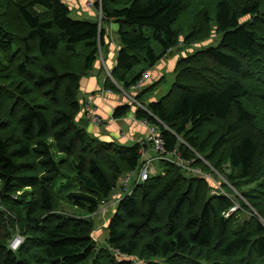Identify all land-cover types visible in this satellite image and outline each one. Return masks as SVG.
Instances as JSON below:
<instances>
[{
    "label": "trees",
    "instance_id": "1",
    "mask_svg": "<svg viewBox=\"0 0 264 264\" xmlns=\"http://www.w3.org/2000/svg\"><path fill=\"white\" fill-rule=\"evenodd\" d=\"M94 2L101 22L73 19L64 0H0V264H264V0ZM104 23L120 40L111 73ZM214 35L217 46L179 58L166 96L147 102L156 84L132 89L167 54ZM100 61L105 88L139 91L133 119L157 127L192 171L161 161L162 174L111 202L143 150L156 152L149 131L125 146L82 125H108L79 101ZM115 207L98 248L91 216Z\"/></svg>",
    "mask_w": 264,
    "mask_h": 264
},
{
    "label": "rangeland",
    "instance_id": "2",
    "mask_svg": "<svg viewBox=\"0 0 264 264\" xmlns=\"http://www.w3.org/2000/svg\"><path fill=\"white\" fill-rule=\"evenodd\" d=\"M89 1V2H87ZM85 5L84 4H80L79 6H77L80 2L78 0H72L71 3H68L71 7V9H73V12L71 14V17L75 20H92V21H99L101 22V14H99L98 12H95L94 15H91L90 17H88V11H84V8H88L89 3L90 2H94V0H87ZM84 3V2H82ZM104 27L108 30V32L110 33V35L112 36L109 40V44L104 47V54H106L105 56H112V51L113 54L116 55V52L118 50L119 47V35H118V26L115 23H111V24H106L104 23ZM149 30V29H148ZM221 40V35H214V38L211 39V41L206 42V43H202V44H198V45H194L191 47H182V48H178L176 49L174 52L167 54L166 57H164L161 61H159L156 66H154L153 68H151L148 72L144 73L141 77L140 80H142V87H141V91H143L144 89H148L150 86L156 84L157 89L149 95L150 98L147 99V102H150L152 100V98H154V100H159L161 97L166 96V94L172 89L173 87V83L175 82V76H176V72H175V65L176 62L179 60V58L181 57H186L188 55H191L193 53H195L196 51H199L201 49H206L210 46H217L219 44ZM153 47L156 50L157 53H161V47L158 45V43H156L155 41H153ZM116 48L115 52H114V48ZM107 52V53H106ZM101 62V61H100ZM108 65V70L110 71V73L113 71V68L111 67V65ZM94 70H100L98 72V76L103 75L104 78H111L112 79V75L109 73L107 74V71L105 69L102 68V62L101 65H99V67L97 66V64L94 66ZM106 78V80H107ZM139 80V81H140ZM138 81V82H139ZM109 83L107 82V85ZM115 84V83H114ZM108 86H106V88L103 89L104 94L111 93L113 94L112 96H108V98L110 99H119L120 97L128 100V103H125L123 105H133L131 106V111L129 113V119L133 118L132 115H135V112L137 110L138 107H141V105H139L136 101V99L132 98L130 99L131 96H137V94H139V91L133 92L130 89H128L127 91H124L122 89H117V90H111L110 88H107ZM140 91V92H141ZM96 95V94H95ZM100 98H102L103 100L106 97L102 96V94L99 95ZM85 97V96H84ZM82 95L79 96V101L80 103H83V98ZM99 98L98 96L95 97ZM94 99V100H95ZM120 105V106H123ZM137 105L138 107L136 108ZM95 109V114H97V109L96 107H93ZM135 108V109H134ZM82 125L86 126V128H88L90 126L91 123H89L88 121L82 120L81 121ZM127 131V130H126ZM114 139L116 140L117 144L119 145H125V146H133L134 144L132 143L133 141H126L127 143H124V141L122 139H119L118 136H114ZM103 141V140H102ZM107 142V141H105ZM58 159V158H57ZM60 159V158H59ZM157 166V173L156 174H162V172L165 170L166 165L165 164H160L159 162L156 163ZM203 177H209L212 180L211 175H207V174H202ZM216 182V181H214ZM216 184V183H215ZM218 187H220L219 184H217ZM248 190V189H247ZM238 195V194H237ZM240 196V195H239ZM119 199V195L118 192L115 193L114 197L112 198L111 202H117ZM115 209H110V213L108 214H104V213H99L97 212L96 215L91 216L92 218H94V223L96 224L95 227V240L97 242L98 248H103V247H107V237H108V229H107V225L110 222L111 217L113 216ZM60 210L65 212V213H70L72 215H75L76 217L79 218H86L88 219V214L85 210L77 207L76 205H73L70 202L67 201H62V205L60 207ZM264 223V222H263ZM17 236H21L23 238V236L19 233V231L14 234L13 238L10 241V244L12 242V240L17 237ZM24 241V238H23ZM9 244V246H10ZM39 255H43V253L41 254L39 252ZM140 264H142V262H138Z\"/></svg>",
    "mask_w": 264,
    "mask_h": 264
},
{
    "label": "crops",
    "instance_id": "3",
    "mask_svg": "<svg viewBox=\"0 0 264 264\" xmlns=\"http://www.w3.org/2000/svg\"><path fill=\"white\" fill-rule=\"evenodd\" d=\"M64 1L67 3L72 2V0H64ZM78 1L80 3L77 6H79L80 4L85 5L87 0H78ZM82 2H84V3H82ZM83 10L85 12L88 11L89 16L94 15V13L96 12L95 9H91L89 7L88 8L86 7ZM114 52H115V50H114ZM116 57L117 56L115 54H113V51H112V56H109L108 59L106 58V60H107L106 65L108 63L109 65H111V67H115L116 66ZM99 65L100 64H98L97 66L99 67ZM106 67H108V65ZM99 71L100 70H92L91 74L87 78H84L82 80V88H81L82 93H81V95L83 97L85 96L83 98L84 105L85 104H92V106L96 107L97 114L99 116H102V118L108 122V125H105L103 127H96V126L90 125L87 128L88 132L92 133L94 136L99 137L101 140L107 141V142L116 141L114 139V136H118V138L122 139L124 141V143H127L126 141H128V140L133 141L132 143H134V142H137L138 140L145 139L146 135L148 133L147 127L142 125L137 120H134L133 118L129 119L128 117L130 115L124 119H114L113 118V113H114L115 109L117 107H119L120 105L128 103V100H126L122 97H120L119 99L118 98L117 99H115V98L110 99V98H108V96H112L114 93L111 94L108 92L105 94L107 96V98H105L104 100L102 98H100V96H98V93L102 92L103 89L105 88L106 78H107V77L104 78L103 75L98 76ZM95 94H97L95 97L98 96L99 98L95 99V97H94L92 99V96ZM105 95H104V97H106ZM151 101H154V98H152ZM148 149H149V155H150L149 157L153 156L154 154L152 152L151 147H149Z\"/></svg>",
    "mask_w": 264,
    "mask_h": 264
},
{
    "label": "built area",
    "instance_id": "4",
    "mask_svg": "<svg viewBox=\"0 0 264 264\" xmlns=\"http://www.w3.org/2000/svg\"><path fill=\"white\" fill-rule=\"evenodd\" d=\"M93 5L92 2L89 3V6L91 7ZM182 46V44H181ZM142 87V80H140L139 82H137L132 89H141ZM102 94V96H104V92H100L98 95ZM95 96H92V99ZM133 97H130V99ZM87 105V104H86ZM85 105V111H86V119L92 121L94 124H98L100 125L102 123V120H100L97 115L95 114V109L89 104V106L86 107ZM142 125L146 126V123L141 122ZM149 134L147 136L148 139V143H151L153 145L154 151L156 152L155 156H151L149 157L148 154H146V151L143 150V161L144 164L141 166V168L139 169L138 172H133L131 174H129L128 176H125L124 178H122L121 180V184H120V192H119V199H123L127 196L132 195L133 191L135 190V188L146 182L147 180L150 179L151 176L153 175H157L155 171L151 170L149 168V164H156V163H160L161 161H172L173 163L177 164L178 166L180 165V167H183L184 169L188 170V171H192V169L190 168V163H183V161L179 158V156L176 154V152L172 153V154H167L165 146V140L161 134V132L159 131V129L155 126H146ZM141 141V140H139ZM23 243V238L21 236H17L15 237L11 244H10V248L13 251H16L19 249V247L22 245ZM138 263V262H137ZM136 263V264H137ZM140 264V263H138Z\"/></svg>",
    "mask_w": 264,
    "mask_h": 264
},
{
    "label": "bare ground",
    "instance_id": "5",
    "mask_svg": "<svg viewBox=\"0 0 264 264\" xmlns=\"http://www.w3.org/2000/svg\"><path fill=\"white\" fill-rule=\"evenodd\" d=\"M102 3V2H101ZM94 4H95V2L93 3V5L92 6H94ZM97 9V8H96ZM98 12V11H97ZM113 22V21H112ZM149 166V168L151 169V170H153V171H155V172H157L158 170H157V166H155L154 164H149L148 165ZM114 192V191H113ZM188 263V262H187Z\"/></svg>",
    "mask_w": 264,
    "mask_h": 264
}]
</instances>
